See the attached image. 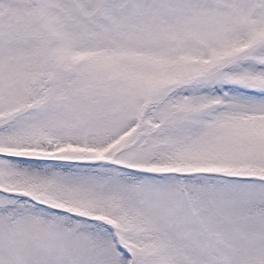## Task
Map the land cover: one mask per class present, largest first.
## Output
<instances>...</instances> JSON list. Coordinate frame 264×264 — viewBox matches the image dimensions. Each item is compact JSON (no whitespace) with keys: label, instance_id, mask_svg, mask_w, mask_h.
I'll return each mask as SVG.
<instances>
[{"label":"snow or ice","instance_id":"6c2138e0","mask_svg":"<svg viewBox=\"0 0 264 264\" xmlns=\"http://www.w3.org/2000/svg\"><path fill=\"white\" fill-rule=\"evenodd\" d=\"M0 264H264V0H0Z\"/></svg>","mask_w":264,"mask_h":264}]
</instances>
